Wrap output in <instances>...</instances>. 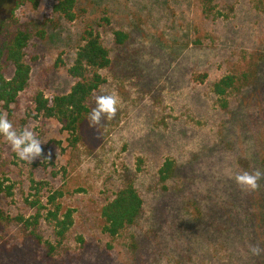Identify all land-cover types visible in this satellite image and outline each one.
Segmentation results:
<instances>
[{
    "label": "rangeland",
    "instance_id": "obj_1",
    "mask_svg": "<svg viewBox=\"0 0 264 264\" xmlns=\"http://www.w3.org/2000/svg\"><path fill=\"white\" fill-rule=\"evenodd\" d=\"M78 2L73 23L47 24V0L15 12L34 35L26 49L32 72L17 102L9 110L0 104V111L18 131L35 133L43 154L30 164L21 161L0 136V264L247 260L246 237H264V228L254 222L244 228L236 217L263 210L264 179L258 190L246 191L233 177L264 172V0H215L212 16L201 0ZM88 24H99L112 60L97 94L115 92L121 105L113 120L87 121L73 146L57 121L35 112L33 98L70 92L75 80L68 69ZM117 31L129 35L123 46L115 41ZM228 76L235 87L221 99L214 85ZM168 159L177 171L163 184L159 171ZM129 182L144 212L134 227L111 238L101 211ZM55 192L74 210V226L61 244L46 221L31 229L18 222L36 214L31 202L46 205ZM46 241L56 247L51 256Z\"/></svg>",
    "mask_w": 264,
    "mask_h": 264
},
{
    "label": "trees",
    "instance_id": "obj_2",
    "mask_svg": "<svg viewBox=\"0 0 264 264\" xmlns=\"http://www.w3.org/2000/svg\"><path fill=\"white\" fill-rule=\"evenodd\" d=\"M41 1L0 0V12L4 15L3 20H0V104L3 110H9L17 102L20 94L27 89L32 72L31 65L26 61V49L34 35L29 28L19 25L15 12L22 5L31 3L38 6ZM201 1L205 14L212 16L215 11L213 5L215 0ZM47 2V24L59 20L73 23L80 17L78 0H47ZM104 21L106 24L110 23L107 19ZM97 27L99 24H88L84 28L81 43L68 69L69 75L75 80L70 92L51 97L38 92L33 98L35 112L46 119L57 121L72 137L73 146H76L82 138L87 117L91 113L90 101L93 94L106 83L102 72L112 65L110 51L105 46ZM115 41L123 46L129 41V35L117 31ZM9 70L12 72L11 76L7 74ZM233 87H235L234 78L228 76L215 83L214 92L222 99ZM176 171L175 162L171 159L166 160L159 171L160 181L163 184L169 182L176 176ZM61 198L63 194L55 192L48 197L46 205H38L37 201L31 202L30 205L36 210V214L29 219L20 217L18 222L31 229L39 227L42 221H46L58 243H63L74 226V210H66L59 201ZM261 203L263 210L259 209L255 214L236 217L240 223L245 224L244 228L249 227L253 222L259 228H264V202ZM143 212L144 200L135 184L129 182L103 206L101 211L103 232L111 238H117L127 229L134 227ZM231 214V211L227 213L229 216ZM33 234L41 239L35 232ZM246 238L251 245L258 244L264 248V237H256L249 233ZM46 244L48 256H51L56 251V247L49 241H46ZM248 255V259L241 260L240 264H264V253L259 256H253L251 253Z\"/></svg>",
    "mask_w": 264,
    "mask_h": 264
},
{
    "label": "clouds",
    "instance_id": "obj_3",
    "mask_svg": "<svg viewBox=\"0 0 264 264\" xmlns=\"http://www.w3.org/2000/svg\"><path fill=\"white\" fill-rule=\"evenodd\" d=\"M93 102L95 107H92L91 113L87 117L90 126H98L104 120L115 119L121 105L118 94L115 92L108 93L104 90H101L99 94H93ZM0 136L7 141L11 150L17 154L21 161H27L30 164L32 160L43 154L42 140L29 127L18 131L7 118L6 113H0ZM233 179L242 190L255 191L260 187L259 181L264 179V172L260 169L253 172L244 171L237 173ZM249 250L253 256L264 253V248L258 244L250 245Z\"/></svg>",
    "mask_w": 264,
    "mask_h": 264
}]
</instances>
